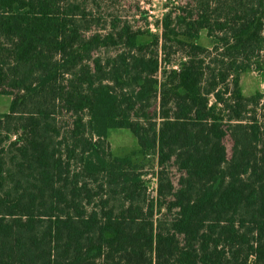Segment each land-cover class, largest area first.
<instances>
[{
	"label": "trees",
	"instance_id": "obj_1",
	"mask_svg": "<svg viewBox=\"0 0 264 264\" xmlns=\"http://www.w3.org/2000/svg\"><path fill=\"white\" fill-rule=\"evenodd\" d=\"M170 1L160 47L96 0H0V264H264V0Z\"/></svg>",
	"mask_w": 264,
	"mask_h": 264
},
{
	"label": "rangeland",
	"instance_id": "obj_2",
	"mask_svg": "<svg viewBox=\"0 0 264 264\" xmlns=\"http://www.w3.org/2000/svg\"><path fill=\"white\" fill-rule=\"evenodd\" d=\"M96 2L101 5V14L104 16H119L123 20L128 21L132 28L144 31L141 41L151 40L153 38L152 34L158 35L160 37L159 46L161 47L162 29L160 25L162 17L167 11L174 8L175 1H172V3L170 0H96ZM197 42L204 46L211 47V40L206 35L205 30L201 31L200 38ZM115 50L116 49H114V51ZM174 50L175 47H173V50L170 52V63H161L158 75L159 78H161V72L164 67H178L179 60L183 58L185 52L182 49L176 52H174ZM114 51L110 50V53ZM159 56H163L161 48H159ZM240 85L246 96H250L256 91L264 93V73L255 68L243 72L240 77ZM10 101V96L0 94V114L8 112ZM108 141L114 156L123 157L131 155L135 162L144 164V170L146 171L144 180L149 186V195L153 196L156 183L155 176L158 170L156 155L152 154L150 157L143 158V156L139 154L136 138L131 131L126 128L110 129ZM224 144L228 149V154H230L232 145L230 136L225 137Z\"/></svg>",
	"mask_w": 264,
	"mask_h": 264
}]
</instances>
